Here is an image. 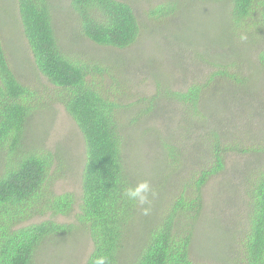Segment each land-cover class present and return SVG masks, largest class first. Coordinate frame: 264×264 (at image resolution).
I'll return each instance as SVG.
<instances>
[{
  "label": "trees",
  "instance_id": "16d2710c",
  "mask_svg": "<svg viewBox=\"0 0 264 264\" xmlns=\"http://www.w3.org/2000/svg\"><path fill=\"white\" fill-rule=\"evenodd\" d=\"M13 1L14 12L12 5L8 10L2 8L20 26L35 75L32 83L18 74L0 23V264H34L44 243L78 229L56 220L71 216L76 204V225L92 244L85 264H93L99 256L106 257L107 264H201L192 260L190 252L202 214V190L224 171L226 143L215 130L206 131L189 146L184 137H157L162 168L181 172L202 149L208 161L195 157V171L176 190L169 184V192L163 190L152 204L144 205L150 208L144 215L140 205L123 195L125 187L135 185L126 168L124 146L128 145V126L152 116L157 95H133L134 86L127 85L129 79H123V74L118 78L107 62L81 52L85 42L116 50L133 46L141 33L134 9L122 0H67L72 22L64 28L70 35L67 47L57 33L54 0ZM200 1L225 5V36L232 37V46L226 43L224 63L211 60L213 72L202 82L191 83L184 91L165 89L167 99L180 105L183 119L192 124L207 114L208 93L222 87L221 83L238 86L236 89L244 84L236 53L232 54L236 44L252 37L264 40V0ZM177 5L176 0H166L149 6L148 22H167L177 13ZM179 26L176 23L175 29ZM242 35L247 39L241 40ZM259 60L264 66V50ZM157 87L159 92L161 87ZM52 105L63 108L83 140L85 161L77 200L72 193L57 194L54 189L64 174V154L26 142L31 119ZM254 143V148H241L243 154L249 151L260 159L241 180L244 221L236 250L226 264H264V141ZM239 147L235 143L233 150L239 151ZM163 181L150 185L155 190L164 186ZM44 217L47 219L25 225Z\"/></svg>",
  "mask_w": 264,
  "mask_h": 264
},
{
  "label": "rangeland",
  "instance_id": "374dc122",
  "mask_svg": "<svg viewBox=\"0 0 264 264\" xmlns=\"http://www.w3.org/2000/svg\"><path fill=\"white\" fill-rule=\"evenodd\" d=\"M122 1L129 3L135 11L141 26L139 40L125 50L99 48L85 42L81 45V52L102 63L107 62L118 78L123 74V79H129L127 85L134 86L133 95H157L152 116L140 124L128 126V145L124 146L126 168L135 184L147 180L157 186L160 180H164V186L154 190L155 196H150L152 204L156 196L164 194L163 190L165 193L170 191V185L176 190L188 174L195 171L196 160L204 163L208 161L202 149L199 157L194 154L181 172L173 173L162 168L163 163L158 157L161 152L156 145L157 137L178 136L179 140L184 137L189 146L206 131L215 130L226 143L228 153L224 171L211 178L202 190V214L195 226L190 256L194 262L201 264H226L236 250L244 221L241 180L260 159L258 154L249 151L243 154L241 148H254V142L264 141V66L259 60L264 50V40L252 37L249 41L236 44L232 54L236 53L234 59L244 84L236 89L238 86L221 83L222 87L215 88L214 93H208L206 97L209 106L205 111L207 114H202L198 123L192 124L183 119L181 106L167 99L165 89L184 91L189 84L202 82L213 72L211 60L222 63L226 59V43L232 46V37L226 39L225 36V5L218 1L205 3L200 0H176L178 11L175 16H169L163 24H153L148 22L149 6L166 0ZM0 5L2 36L13 53V66L24 80L33 83L32 76L35 74L30 68L31 60L25 52L26 41L20 26L16 21H11L2 8L7 9L12 5L10 9L14 12L15 3L13 0H2ZM54 6L57 33L60 34V40L69 47L66 39L70 35L64 30L67 23L72 24L67 0H54ZM61 22L63 24H59ZM176 23L180 25L177 29ZM201 56L204 57L201 59ZM157 86L161 87L159 92L156 91ZM25 138L32 147L51 153L59 150L64 154V174L54 189L57 194L72 193L77 200L81 193L84 145L79 130L63 108L52 105L37 112L29 122ZM235 143L240 146L239 151L233 150ZM195 157L197 159L193 161ZM76 212L77 204L71 216L57 217L56 220L78 229L70 235L44 243L36 253L34 264H85L92 244L88 234L76 225ZM44 219L47 217L35 218L25 225Z\"/></svg>",
  "mask_w": 264,
  "mask_h": 264
},
{
  "label": "clouds",
  "instance_id": "9594fccd",
  "mask_svg": "<svg viewBox=\"0 0 264 264\" xmlns=\"http://www.w3.org/2000/svg\"><path fill=\"white\" fill-rule=\"evenodd\" d=\"M241 40L247 39L246 36H241ZM155 191L147 180L140 181L132 186H127L123 190V195L129 201L135 202L142 207V212L147 215L150 208L143 207L144 205H150V196H155ZM93 264H107V258L104 256L96 257L93 260Z\"/></svg>",
  "mask_w": 264,
  "mask_h": 264
}]
</instances>
